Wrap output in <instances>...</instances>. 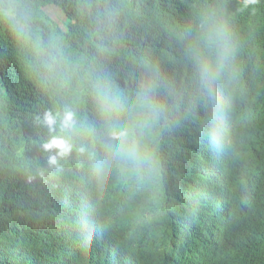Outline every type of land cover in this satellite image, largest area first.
<instances>
[{"label": "trees", "instance_id": "obj_1", "mask_svg": "<svg viewBox=\"0 0 264 264\" xmlns=\"http://www.w3.org/2000/svg\"><path fill=\"white\" fill-rule=\"evenodd\" d=\"M224 82L248 90L232 122L209 99ZM262 90L264 0H0V264H264ZM65 111L68 132L37 120ZM56 135L73 149L50 165L41 145ZM85 157L109 171L94 191L112 205L77 191ZM85 200L109 222L81 227Z\"/></svg>", "mask_w": 264, "mask_h": 264}, {"label": "water", "instance_id": "obj_2", "mask_svg": "<svg viewBox=\"0 0 264 264\" xmlns=\"http://www.w3.org/2000/svg\"><path fill=\"white\" fill-rule=\"evenodd\" d=\"M218 42H216L215 44H217ZM205 46L207 48L211 47V44L207 41L205 43ZM233 73H237L236 71H234ZM226 84V87L224 89H220V93L222 96L220 98H218L217 94L215 93L214 94V97H215V100L213 101V99H210L212 103H219V107L218 108H226V103H231V102H235L237 100H240L241 102H245L246 100L249 99V97L247 98V94H248V90L247 89H244L243 87H237L235 86L233 83H230L228 84L227 82H224ZM217 90V89H215ZM254 117H256L257 120L259 119H264V117H261L260 114L259 115H255ZM261 128L263 127L264 128V125L263 126H260ZM259 130V129H258ZM260 131V130H259ZM206 138V137H204ZM206 141H208L209 139H205ZM216 140V139H214ZM213 141V143L216 145V142ZM218 144V143H217ZM208 145L204 146L206 147V150H209L210 147L207 148ZM214 149H216L215 146H213V144L211 145ZM203 147V148H204ZM226 150V146H224L223 144H220V148H219V153L220 154H217L218 152H216V156L214 155V159L215 158H218V162H221L223 164L227 163L225 161H228V156L229 154H227V152H225ZM204 151V150H203ZM211 157L210 154H208ZM217 161V160H216ZM99 163H92V164H89V165H86L85 167H79L78 165L75 166V170L73 171L72 173V177L71 179H74L75 181H77V191H80L81 193H84V195L88 198V197H91V201L95 200V201H98V202H101L102 205H107V204H110L111 201L109 200V198L107 197H104L103 199H101L99 196H101L99 193H97L98 191H94L95 190V186L98 185L100 183V178L107 174V172H109L108 170L105 169V165L104 164H101ZM118 167H126V165L124 164H119L117 165ZM64 175H68L69 173L68 172H62ZM216 173H214V175L211 176L210 178V181H216L214 178H216ZM72 182V180L70 181ZM202 184L200 182V185L198 182H196V187H194L192 189L193 193L195 195H198L199 193V189H201L202 187ZM81 188H84V190H81ZM118 192V191H117ZM144 192L145 190H143L141 193L138 192V194L136 196H142L144 195ZM146 194V193H145ZM76 197V196H74ZM147 200V198H145ZM82 206L79 208V207H75L74 211H76L75 213H73L76 217H78V211H79V214L80 215H83L84 217L82 218H79L81 221H80V226L83 227V228H87V223L88 221H85V219L89 220V217H88V214H92V219H91V216H90V221L92 223V221H98L99 219L102 221H104V224H107L109 222V219L107 218H103V217H100L99 214H100V211H99V208H102L101 204L100 205H97V208L95 209V211H89V210H85L84 211V208H86L87 205L91 204L92 202H87V200H85V202L82 201ZM112 205V204H110ZM91 206V205H89ZM83 209V210H82ZM112 211L114 212V208H109V207H106L105 211ZM77 218V219H78ZM57 220V219H56ZM65 222L68 224V217L64 219ZM144 220H147L145 217H144ZM58 222V225H59V221ZM60 226V225H59ZM79 248V247H78ZM120 254V253H118ZM121 255V254H120Z\"/></svg>", "mask_w": 264, "mask_h": 264}, {"label": "clouds", "instance_id": "obj_3", "mask_svg": "<svg viewBox=\"0 0 264 264\" xmlns=\"http://www.w3.org/2000/svg\"><path fill=\"white\" fill-rule=\"evenodd\" d=\"M247 2H251V0H246V3ZM244 6H246V4ZM154 36L155 35H153L152 38ZM206 41H207L206 34H204L202 36V39H201L202 50L205 49L204 46H205ZM203 72L207 76L209 75V71L203 70ZM261 92L264 93L263 90ZM245 107H250V106L245 102H241L240 100H237L235 102L226 103V108H224V107L220 108L219 112H220V115H222L224 118H226V120L232 122L241 113V111ZM58 119L60 121V128H61L62 132L70 131L72 128H74V126L76 124L75 114L72 111H65L63 113L62 117H60L59 114H53L51 112H45L43 115L42 121H41L40 117H37V120L42 122V124L48 128L49 132H51L53 130V126H55L57 124ZM256 124L258 126H263L264 125V119L257 120ZM41 147L45 151H49V150H53V149L57 150V152L54 155H50L48 157V163L50 165H56L58 163L57 156L63 157L65 155H67L69 152H71L73 149V144L70 142V139L66 138L64 135H56V136H52L47 142H44L41 145ZM82 150L83 149H81V151ZM150 195H152V191H150ZM152 203H150V205H152ZM133 209L136 210L135 207H133ZM136 212H137V210H136ZM146 215L149 216L150 219H153L151 221V223H153V224H158V225L162 224L163 225L166 222V220H168L167 216L165 219L161 218L163 216V214H156L155 215V214H153V212L152 213L148 212V213L143 214V216H146ZM156 219H157V221H156ZM154 221H156V222L154 223Z\"/></svg>", "mask_w": 264, "mask_h": 264}, {"label": "bare ground", "instance_id": "obj_4", "mask_svg": "<svg viewBox=\"0 0 264 264\" xmlns=\"http://www.w3.org/2000/svg\"><path fill=\"white\" fill-rule=\"evenodd\" d=\"M153 38H155V39H157L156 37H153ZM172 38H173V36H172ZM146 40V39H145ZM144 40V45H146L147 44V42ZM174 54H175V52H174ZM173 54V55H174ZM150 55V54H149ZM152 57H154V55H152ZM146 83V82H145ZM212 97V96H211ZM211 97L209 96V99H211ZM211 101V100H210ZM199 107H201L200 105H199ZM194 110V109H193ZM203 110V107L200 109V111H202ZM190 111H192V110H190ZM194 112V111H193ZM191 113V112H190ZM200 113V112H199ZM200 114H202V113H200ZM214 119V118H213ZM190 122V121H189ZM214 122H218V121H214ZM223 122V121H222ZM182 123V122H181ZM173 124H174V122H173ZM228 125V124H227ZM205 128H206V126H199V131H198V133H199V138L198 139H200L201 138V136H202V134H203V130H205ZM182 133H184L183 132V129H182ZM210 134H211V131L209 132ZM189 134H190V137H192L194 134L192 133V130H189ZM183 137H185V136H183ZM181 142H183V140H181ZM213 143H211V145H212ZM202 145H203V143H202ZM205 145H206V143H205ZM204 145V146H205ZM211 145L209 146L210 148H209V152L210 153H212V156L213 155H215V152H214V150H213V152H212V147H211ZM202 148H203V146H202ZM201 147H199L198 149H199V151L202 149ZM92 150H93V148L90 146V148H89V152H88V156H90V154H91V152H92ZM195 150V149H194ZM194 150H191V152H194ZM217 151L219 150V149H216ZM50 152L51 153H53V150H50ZM183 152V151H182ZM217 154H220L219 153V151H218V153ZM183 155H186V154H184V152H183ZM185 156H181V160H183V158H184ZM88 158L89 157H85V158H83L85 161H82L81 163H80V166L79 167H85V165H87V160H88ZM29 159V158H28ZM46 159V158H45ZM174 157H171V162L172 163H174ZM97 162H99V161H97ZM89 164H92V163H89ZM96 164V163H95ZM51 171H52V169H51ZM218 178H220L219 176H218ZM81 190H85L84 188H81ZM90 201H91V198H90ZM117 204L115 203L112 207H115ZM122 206H128V204H123L122 202H121V204H120V207H122ZM64 207V204H63V202H61V204H60V208L62 209ZM79 207H81V206H79ZM72 208H73V206H71L70 207V210H72ZM54 209H55V206H52V213L50 214V218L51 219H53L54 217H55V215L53 214V211H54ZM43 211L45 212L46 210H44L43 209ZM44 212H43V214H44ZM60 216H59V220H60V223H62V219H63V216H62V212H60V214H59ZM90 215H92V214H88V216H90ZM79 218H82L83 217V215H79L78 216ZM46 219H47V213H45V217L43 218V220H42V222L44 223V222H46ZM150 219V218H149ZM148 219V220H149ZM147 220V221H148ZM153 219H150L148 222L150 223L151 221H152ZM75 221H78V220H74L73 218H72V216H70V223H71V225H70V227H72V224L75 222ZM156 221H157V219H156ZM156 221H154V223L156 222ZM162 225V224H161ZM156 228V227H155ZM166 229V231H168V227H165ZM161 230V229H160ZM159 230V231H160ZM60 231L61 232H64L65 231V229L64 228H60ZM87 232V234H86V236L88 237L87 238V240H86V242H91L92 243V241L94 240V237H91L90 236V233L88 232V231H86ZM105 233V232H104ZM159 233V232H158ZM102 235H104V234H102ZM25 238H27L28 237V235L27 236H24ZM20 238H16V240H19ZM22 239H24V238H22ZM72 241V240H71ZM6 244H7V242H5ZM18 243V241L17 242H15V244H17ZM64 245V244H63ZM24 248H25V246H24ZM52 249H53V246H52ZM61 249H63V246H62V248ZM25 252L28 254V252H27V248L25 249ZM54 253V251L52 250V254ZM60 253V258L63 260V261H65V257H64V255H63V251H60L59 252ZM45 255V254H44ZM54 256L55 255H53V257H52V255H51V257H52V260H53V258H54ZM53 262V264H56V262L55 261H52ZM138 262H136V264H137ZM43 264H45V263H43Z\"/></svg>", "mask_w": 264, "mask_h": 264}, {"label": "rangeland", "instance_id": "obj_5", "mask_svg": "<svg viewBox=\"0 0 264 264\" xmlns=\"http://www.w3.org/2000/svg\"><path fill=\"white\" fill-rule=\"evenodd\" d=\"M45 11L49 14V15H51L52 17H56V18H59V19H61L62 18V14L57 10V9H51L50 7H48V8H46L45 9ZM61 26H63L62 24H61Z\"/></svg>", "mask_w": 264, "mask_h": 264}]
</instances>
